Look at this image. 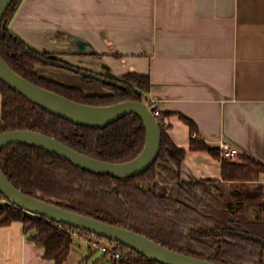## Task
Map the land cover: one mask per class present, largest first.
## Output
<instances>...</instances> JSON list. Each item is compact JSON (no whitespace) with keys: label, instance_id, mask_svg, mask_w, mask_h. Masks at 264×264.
I'll use <instances>...</instances> for the list:
<instances>
[{"label":"trees","instance_id":"trees-1","mask_svg":"<svg viewBox=\"0 0 264 264\" xmlns=\"http://www.w3.org/2000/svg\"><path fill=\"white\" fill-rule=\"evenodd\" d=\"M22 2L14 0L0 22V52L16 72L81 103L102 106L124 100L149 101L150 77L137 72L118 77L100 75L108 80L104 82L109 90L105 94H89L40 74L38 66L78 73L85 70L62 59L59 53L32 47L13 30L11 21ZM167 114L162 112L157 117L163 134L160 154L140 175L119 178L95 174L58 154L23 143L4 147L0 166L29 195L129 228L171 249L220 264H264V205H259V214L253 216L240 192L233 190L230 199L225 198L223 185L232 182L242 187L259 182L264 162L248 153L241 154L240 161L223 156L220 146H211L200 136L196 123L183 117L191 129L190 149L207 150L222 161V180H187L183 177L187 149L176 144L167 132ZM12 129H32L86 155L117 163L136 158L147 141L145 123L135 113L105 127H86L51 114L0 79V132ZM16 221L22 222L29 238L44 247V258L55 264L67 260L77 238L75 231L93 234L33 215L9 202L0 204V227ZM107 241L111 251L128 255L125 264H161L122 243ZM92 248L89 244L94 253ZM108 256L103 253L94 264Z\"/></svg>","mask_w":264,"mask_h":264},{"label":"crops","instance_id":"crops-1","mask_svg":"<svg viewBox=\"0 0 264 264\" xmlns=\"http://www.w3.org/2000/svg\"><path fill=\"white\" fill-rule=\"evenodd\" d=\"M11 27L89 73L149 75L150 99L169 113L167 132L187 149L185 179L222 180V161L190 149L183 117L211 146L228 142L238 161L248 153L264 162V0H23ZM231 184L242 201L262 205L264 173L242 187L223 183ZM76 237L64 264H94L99 257ZM0 264L55 262L16 221L0 227Z\"/></svg>","mask_w":264,"mask_h":264},{"label":"water","instance_id":"water-1","mask_svg":"<svg viewBox=\"0 0 264 264\" xmlns=\"http://www.w3.org/2000/svg\"><path fill=\"white\" fill-rule=\"evenodd\" d=\"M14 0H0V22ZM102 82L106 78L83 72ZM0 79L48 112L68 121L91 128L105 127L125 115L135 113L145 123L147 141L142 152L127 162H109L86 155L57 140L55 137L32 129H12L0 132V151L10 144H28L58 154L74 165L95 174L113 177H131L148 170L157 160L162 146V128L158 118L147 103L124 100L110 105H91L72 100L53 90L40 86L16 72L0 52ZM0 193L11 204L32 214L45 216L59 223L91 232L95 235L122 243L149 259L161 264H220L171 249L152 238L126 227L63 208L52 202L34 197L17 187L0 166ZM98 264H112L100 259Z\"/></svg>","mask_w":264,"mask_h":264},{"label":"rangeland","instance_id":"rangeland-1","mask_svg":"<svg viewBox=\"0 0 264 264\" xmlns=\"http://www.w3.org/2000/svg\"><path fill=\"white\" fill-rule=\"evenodd\" d=\"M37 70L40 74L45 75L51 79L63 82L64 80L69 82L68 84H78L77 87L81 86L80 88H83L87 93L89 94H102L107 93L109 90L104 86L103 82L101 80H98L96 78H89V76H86L83 72H73L70 69L62 68V67H52V66H38ZM88 73L87 71H84ZM64 83V82H63ZM67 84V83H66ZM239 187V186H238ZM237 186L235 184L227 185L225 187L227 200L230 199L231 191L235 190ZM245 203H248V209L250 211V214L253 216H257L259 214V206L256 204H253L247 200V197H244ZM264 205V200L263 203ZM108 243V241L106 240ZM92 250L94 251V255L97 257H102L103 252H101L98 248L93 247ZM109 259V258H108ZM110 260V259H109Z\"/></svg>","mask_w":264,"mask_h":264},{"label":"built area","instance_id":"built-area-1","mask_svg":"<svg viewBox=\"0 0 264 264\" xmlns=\"http://www.w3.org/2000/svg\"><path fill=\"white\" fill-rule=\"evenodd\" d=\"M147 105L150 107L156 117L161 116L162 110L156 100L149 99ZM220 148L222 151V155L225 157L236 158V156L240 155V150L228 142H222ZM8 202L9 200L0 193V204L4 205ZM75 235L81 236V238H83L87 243H89L92 247L98 248L101 252L109 253L108 258L110 260L108 258L106 260L110 261L111 263L112 261H114L115 263L112 264H125L129 260L128 255H126L125 253L119 251H111V244L107 243L106 240L100 239L93 234H79L78 231H75Z\"/></svg>","mask_w":264,"mask_h":264},{"label":"flooded vegetation","instance_id":"flooded-vegetation-1","mask_svg":"<svg viewBox=\"0 0 264 264\" xmlns=\"http://www.w3.org/2000/svg\"><path fill=\"white\" fill-rule=\"evenodd\" d=\"M99 75H101V74H99Z\"/></svg>","mask_w":264,"mask_h":264}]
</instances>
